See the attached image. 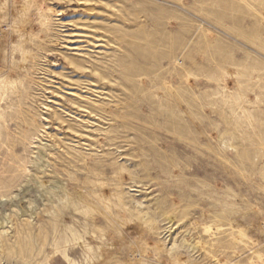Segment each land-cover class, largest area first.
<instances>
[{
  "label": "rangeland",
  "instance_id": "obj_1",
  "mask_svg": "<svg viewBox=\"0 0 264 264\" xmlns=\"http://www.w3.org/2000/svg\"><path fill=\"white\" fill-rule=\"evenodd\" d=\"M177 258L264 264V0H0V264Z\"/></svg>",
  "mask_w": 264,
  "mask_h": 264
},
{
  "label": "bare ground",
  "instance_id": "obj_2",
  "mask_svg": "<svg viewBox=\"0 0 264 264\" xmlns=\"http://www.w3.org/2000/svg\"><path fill=\"white\" fill-rule=\"evenodd\" d=\"M47 12L48 13H52L53 11H52V9H48ZM224 263H226V261ZM173 264H189V263L184 258H177L176 260L173 261Z\"/></svg>",
  "mask_w": 264,
  "mask_h": 264
}]
</instances>
